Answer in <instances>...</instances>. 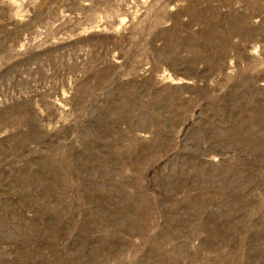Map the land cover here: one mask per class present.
I'll return each mask as SVG.
<instances>
[{"label": "rangeland", "instance_id": "obj_1", "mask_svg": "<svg viewBox=\"0 0 264 264\" xmlns=\"http://www.w3.org/2000/svg\"><path fill=\"white\" fill-rule=\"evenodd\" d=\"M0 264H264V0H0Z\"/></svg>", "mask_w": 264, "mask_h": 264}]
</instances>
